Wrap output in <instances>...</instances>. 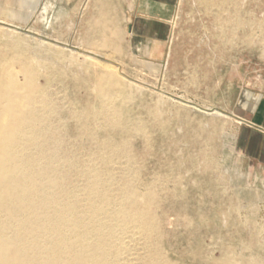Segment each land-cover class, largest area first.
I'll use <instances>...</instances> for the list:
<instances>
[{
    "label": "rangeland",
    "instance_id": "374dc122",
    "mask_svg": "<svg viewBox=\"0 0 264 264\" xmlns=\"http://www.w3.org/2000/svg\"><path fill=\"white\" fill-rule=\"evenodd\" d=\"M225 3L176 0L158 60L131 35L119 0H0L2 67L23 80L28 63L56 107L46 121L63 141L56 175L80 193L82 167L97 168L112 193L124 177L138 195L153 193L156 234L147 245L130 243L127 264L155 253L159 264H264V132L253 121L256 111L264 115V0ZM109 75L122 84L108 92L122 90L114 103L129 131L81 116L97 110L95 82ZM104 139H127V150H103Z\"/></svg>",
    "mask_w": 264,
    "mask_h": 264
},
{
    "label": "bare ground",
    "instance_id": "6f19581e",
    "mask_svg": "<svg viewBox=\"0 0 264 264\" xmlns=\"http://www.w3.org/2000/svg\"><path fill=\"white\" fill-rule=\"evenodd\" d=\"M225 2L226 0H219L220 4ZM231 3L233 4L232 1ZM221 35L223 36L222 32ZM21 72L23 80H19L17 72L8 67H2L0 63V264H127V255H131L130 243L143 239L142 243L145 244L142 245H147L157 230L158 224L154 218L157 215L153 216V212L151 213L153 193L148 191L141 196L138 195L130 184V180L125 177L124 182L119 186V192L112 193L109 191L110 179H102L101 170L91 167L81 169L83 172L81 175L85 176L80 188L81 192L76 193L70 190L63 181L66 179L62 180L61 176L56 175L57 165L55 164L59 163L56 157L62 136H59L57 132L59 129L56 131L53 123H46L56 107L50 106L53 100L50 101L51 98L48 100L49 93L46 97L44 90L37 82L35 72L28 63H25ZM112 84L122 85L114 75L97 78L93 88L98 98V104L95 102L98 105L97 110H94L92 106L93 109L88 107L81 116L93 121L99 120L107 128L109 126L113 129L123 127L129 131L130 125L128 127V124H123L121 120L122 105L120 108L114 103L116 102L114 97L122 95V90L116 91L118 94L113 96L112 92H108ZM123 97L125 98V96L121 98ZM71 115L77 118L80 114L78 111H73ZM61 126L64 127V125ZM134 126L132 127L134 132H142L141 126ZM84 127L87 130L89 124ZM125 130L124 132L127 133ZM94 133L92 132V136ZM126 141L127 139H122L117 143L104 139L98 144L103 150L118 152L127 150ZM101 155L104 163L108 164L112 158L111 154L103 151ZM63 162L70 165L72 161L66 157ZM66 171L68 174L67 169ZM157 247L160 249L159 246ZM141 250L143 251V248ZM153 251H155L154 247ZM147 253L145 252L146 255ZM147 257L146 264H159L157 253L149 254Z\"/></svg>",
    "mask_w": 264,
    "mask_h": 264
},
{
    "label": "crops",
    "instance_id": "0c3cea01",
    "mask_svg": "<svg viewBox=\"0 0 264 264\" xmlns=\"http://www.w3.org/2000/svg\"><path fill=\"white\" fill-rule=\"evenodd\" d=\"M175 4L176 0H119L121 11L129 16L131 35L138 44H144L146 52L151 51L155 59L159 60L164 55ZM256 113L254 124L261 122L259 127L264 132V115L260 121L261 114L258 111ZM259 138L264 143V133Z\"/></svg>",
    "mask_w": 264,
    "mask_h": 264
}]
</instances>
